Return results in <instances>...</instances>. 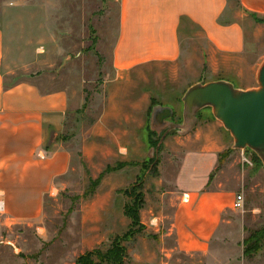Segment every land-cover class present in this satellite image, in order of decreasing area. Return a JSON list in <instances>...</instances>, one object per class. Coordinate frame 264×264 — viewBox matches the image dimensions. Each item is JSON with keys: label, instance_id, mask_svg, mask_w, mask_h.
Returning a JSON list of instances; mask_svg holds the SVG:
<instances>
[{"label": "crops", "instance_id": "obj_1", "mask_svg": "<svg viewBox=\"0 0 264 264\" xmlns=\"http://www.w3.org/2000/svg\"><path fill=\"white\" fill-rule=\"evenodd\" d=\"M5 29L0 27V200L6 220L32 222L43 212L45 195L71 167V153L60 136L67 112L79 109L83 99L52 86L48 78L29 74L13 81L15 61ZM263 60L264 0H118L113 74L103 85V109L83 135L81 159L90 165L103 160L115 167L111 171L144 169L143 158L151 151L145 146L149 121L154 111L172 110L166 121L155 122L173 125L161 142L181 156V170L192 183L175 181V189L158 193L150 222H143L159 231L171 212V223L160 235H175V247H166V255L174 248L207 252L235 197L220 177L239 161L230 158L231 152L217 170L233 138L209 107L197 113L189 130L182 123L183 95L201 81L254 87ZM236 170L232 187L239 189L249 172L242 166ZM198 174L201 179L193 183Z\"/></svg>", "mask_w": 264, "mask_h": 264}, {"label": "rangeland", "instance_id": "obj_2", "mask_svg": "<svg viewBox=\"0 0 264 264\" xmlns=\"http://www.w3.org/2000/svg\"><path fill=\"white\" fill-rule=\"evenodd\" d=\"M117 17L118 0H0V27L6 28L10 58L15 61L16 75L10 78L18 81L29 74L48 78L52 86L83 99L79 109L71 107L67 112L60 136L71 153V167L45 195L41 216L32 222L13 223L0 211V264H75L82 254L97 249L104 252L129 230L131 220L125 207L132 206L139 191L144 198L141 223L130 239L121 242L127 252L121 264H264V241L252 255L244 254L248 234L264 228V167L257 165L252 150L231 149L234 156L230 158H237L238 164L235 169L228 167L220 179L233 189L232 198L244 196V208L234 209L230 202L206 253L174 248L165 254L166 247H175L174 234L160 237L161 229L165 231L171 223L169 210L159 231L144 224L150 222L158 193L175 189L177 181L192 183L181 170V156L161 142L174 130L173 125L162 127L150 119L151 139L158 142L151 145L145 132V146L151 151L143 158L144 169L106 171L103 160H95L94 165L82 161L83 135L103 109V85L113 74ZM237 166L249 172L239 189L232 187ZM200 179L196 175L193 183ZM138 180L142 181L140 189L129 188Z\"/></svg>", "mask_w": 264, "mask_h": 264}, {"label": "water", "instance_id": "obj_3", "mask_svg": "<svg viewBox=\"0 0 264 264\" xmlns=\"http://www.w3.org/2000/svg\"><path fill=\"white\" fill-rule=\"evenodd\" d=\"M257 86L235 87L226 80L197 82L183 95V124L191 130L197 113L209 107L213 116L233 138L235 150H252L264 167V60L256 74ZM173 114L170 108L154 111L153 119L166 121ZM178 126V125H177Z\"/></svg>", "mask_w": 264, "mask_h": 264}, {"label": "trees", "instance_id": "obj_4", "mask_svg": "<svg viewBox=\"0 0 264 264\" xmlns=\"http://www.w3.org/2000/svg\"><path fill=\"white\" fill-rule=\"evenodd\" d=\"M91 31L94 32L92 27H91ZM147 129H148V134H149V143L152 145V144H155V142H158V140L153 141L151 139L153 135V131L150 129L149 126H147ZM230 153H231V149H227L221 153L219 164L217 166V170L221 167V165L223 164V162L225 161V159ZM254 159H255V162L259 163V164L256 163L257 165L262 164L261 160L258 158L256 154L254 156ZM120 166H121L120 164L117 165V167H120ZM114 168L108 166L106 171H110ZM141 186H142V181L138 180L135 184H132L129 188L140 189ZM129 188L128 190H126V194L130 196L131 189ZM132 200L134 202L132 206L127 205L125 207V215L129 217L131 220V226L129 230L125 234L116 237L109 249L105 250L104 252L97 249V250H93L85 254H82L76 259L75 264H121L123 263V259L127 252H126V247H124L121 242L127 239H130L132 235H134L133 233H135V231L136 232L138 231L137 225L141 223L139 211L144 203L143 194L139 191V194H135ZM263 241H264V228L252 230L244 241V246H245L244 254L246 256L252 255L254 252H256L260 248V244Z\"/></svg>", "mask_w": 264, "mask_h": 264}, {"label": "built area", "instance_id": "obj_5", "mask_svg": "<svg viewBox=\"0 0 264 264\" xmlns=\"http://www.w3.org/2000/svg\"><path fill=\"white\" fill-rule=\"evenodd\" d=\"M245 159V158H244ZM245 161L250 164L251 162L247 159ZM232 208L234 209H243L244 208V196L242 194L235 195L233 202H232ZM4 209V202L0 200V211H3Z\"/></svg>", "mask_w": 264, "mask_h": 264}]
</instances>
